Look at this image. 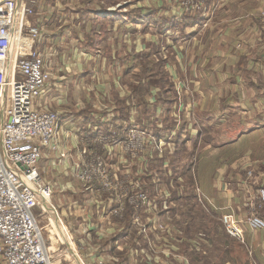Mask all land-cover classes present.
<instances>
[{
  "label": "crops",
  "instance_id": "crops-1",
  "mask_svg": "<svg viewBox=\"0 0 264 264\" xmlns=\"http://www.w3.org/2000/svg\"><path fill=\"white\" fill-rule=\"evenodd\" d=\"M126 1L128 3L126 7H129L130 4L132 9H124V5L117 6V8L114 5L109 6L107 4L105 8L101 7L99 10L94 6L92 7L91 3L88 4L89 6L86 5L82 10L72 11L69 15L68 12L71 10L66 13L65 10H62V7L56 9L59 12H63L57 13L58 15L55 16L57 20L59 19V22L68 15L73 17L72 24L76 25L77 21L83 16H81L83 13L88 18L84 17L85 23L87 20L94 19V28L98 26L97 24H100L99 26L106 25L102 29H93V35H87V37L80 36V33L76 31L72 32L75 37L72 42L78 45L80 49L85 48V51H81L83 56L75 55L68 60L64 58L61 63L78 65V67L73 68V72L70 74L58 70V73L62 72L59 77L77 81L95 75L100 80L102 74L100 71H97L96 65L121 63V57H123L124 53L126 56H131V58L134 56L139 58L146 43H149V46L154 44L152 39H142L147 36V32L154 31L158 35L162 34L163 37L171 36L172 32L181 34L182 38H180V41H184V43L180 47H187L186 50L188 49L191 54H194V61L190 55L188 56L190 63H196V72L202 71L205 76L207 75L205 79H209V74H211L214 80H222L227 83L229 81V84L233 85L228 87H209L207 85L208 80H205L203 87L198 89L199 95L205 97L215 91V94H218L215 101L223 102L222 107L218 105L217 112H221L223 115L228 110L227 114L232 116L235 114L239 117V123L234 124L231 121L228 126L231 128L249 127L250 129L239 132L236 137L223 144H218L219 142L217 143V141L214 142V139H211L212 137L210 138L211 142H208L209 137L205 136L206 144H208L206 147L202 143V141L204 142V137L201 133L198 132L196 137L192 138L195 146L199 145L196 146V151L201 149L194 166L197 172L202 201L196 195H193L196 198L195 203L198 208L204 207L210 209V212L213 213L210 220H217L221 225L222 231L218 233L216 231L207 232L206 230V232L196 231L193 233L188 232L187 227L186 232H181L179 237V264H264V229L255 230L247 225V220L253 214H258L264 218V167L261 165L263 170L258 181H256L257 183L248 182L249 175L247 172L252 167H260L258 162L264 160V149L259 147L257 151L252 152V149L249 150L251 154L247 158H244L246 155H243L242 160L244 161H241L242 155L241 157L236 155L241 144L252 140L255 132L264 136V120H261V115L253 124L250 121L243 122L244 118L250 117L251 112L254 111L260 114V112L264 111L263 107L254 102V99H257L255 98L256 96L264 98V31L261 33L259 28L260 13L264 11V0H209L207 10L212 15L208 19L191 16L188 19L185 14L181 15L170 8L161 15L163 19L159 23L163 24L164 21H170L174 24L167 26L164 31L155 29V26L151 24L156 23L157 20V17H152L155 13L152 11V4L150 5L152 0ZM167 1L169 5L171 0ZM119 3L117 2L115 5H119ZM141 8H143L142 15L140 13ZM140 15L146 20L141 21ZM205 23H208L207 27L204 26ZM53 30L55 31L54 24L52 25L53 39L52 36L51 39L56 44L57 39L64 32L56 31L54 33ZM68 33H70L69 36H72L71 32ZM69 41L68 47H76V45ZM176 41H178V38H176ZM172 46L175 48L174 44ZM180 56L181 54H177L179 61H181ZM217 60L220 64H218ZM162 61L174 78L179 77L175 72V68L169 66V61ZM199 62L201 64L204 63L203 66L200 67ZM212 62L213 66L211 70L207 69L206 67ZM82 64L86 65L83 69H81ZM89 64L94 66L93 70L89 71ZM219 65H222V67ZM215 67L216 69H214ZM222 70L225 72H222ZM202 76V74H199L200 79H202ZM61 86L59 84L57 89H53V87H49L48 89L47 86L42 92L38 103L41 107L43 104V108L49 109L51 107L61 113L58 141L61 144V150L67 153L68 157L62 158L58 152H54L55 156L53 155L52 157L50 150L44 149L39 169L41 175H44L49 166H51L50 170L53 169L57 173L66 175V180L74 175L76 171L75 167H73L74 165L70 166L68 164L70 163L69 161L74 163L73 154L78 152L74 148L77 145L76 137L80 136L79 140L81 141V138L86 135V130H89L91 134L95 129H98L99 133H107L110 126H120L123 124V121L121 116L116 114L117 109H115L114 105L113 108L105 107V109H95L91 104H86L85 107V101L84 103H80V105H68L67 102H69L70 97L68 98L67 93L65 94V90H61ZM54 91L60 93H53ZM72 100L74 101L75 99ZM203 105L204 100H200L197 110L200 106L203 109ZM207 108L212 112L216 111L214 110L215 104L213 103L211 105L208 104ZM193 119L188 121V128L210 129L213 127L214 131L218 133V130L220 131L219 127L226 124L223 119H220L219 122L215 121V124L205 125V127L204 124L208 122H205L204 119L202 121L196 118ZM185 127L182 126L181 128ZM179 136V140H184L186 137L181 133ZM185 142L186 146L188 141L186 140ZM263 143L264 141H262ZM246 159L247 165L243 163ZM190 168H186V162L183 163V167H179V171L182 170L180 174L185 173ZM64 169L66 171H63ZM167 171L166 173H169V169ZM122 173L124 174L125 172ZM67 181L60 185L62 186V194L70 191L73 187ZM52 190V196L54 197V186ZM58 191L56 190L57 193ZM181 192H184L183 189H181ZM62 194H60V202L63 201ZM87 195H89L88 192ZM182 195L184 197V194ZM166 202V209L168 207L169 210L173 209L172 205L174 204L172 201L169 202V199H167ZM104 203L107 205V201L105 200L101 203L90 202L91 205L83 210L85 207L83 208L77 201H74L73 204L68 203L65 206L64 204H59L58 207H55V210L53 208L49 210L56 219H60L61 232L68 243L74 238L73 235L70 237L68 233L72 232V234L74 233L77 236V233H79L77 227L82 225V230L85 228L87 230L85 234L88 237L86 236V238L95 237L101 231V234H104V232L111 235L114 234V240H111L112 243L123 244L126 239L132 238L130 234L134 229H132V220L135 213L130 218V225L127 224L128 208L125 211V220L118 219L114 220L115 222H109L107 221L108 219L102 216L106 212H103ZM80 213H83V215ZM81 218L82 220H80ZM225 219H235L244 225L246 230L245 243H240L226 232L224 227ZM107 222L111 226L102 228L103 224ZM119 224L122 227H118L120 226ZM101 225L103 226L101 227ZM165 225L171 227L170 224ZM210 228H213V225ZM163 232L165 233V230ZM115 233L118 234L116 235ZM166 234V243H174V233L166 231ZM138 236V239H144V236L139 235V233ZM90 250L89 256H93V252L97 249L91 248ZM99 250L103 253L107 252V248ZM118 250H121V247ZM148 251L150 250L148 249L141 256V251L131 245L128 247L127 255L132 258L137 255L142 258L147 257V259H151V254ZM76 253L75 257L78 264L92 263V260L87 255H84L85 260L83 263ZM154 258L153 261H156L157 256H154ZM0 264H4L1 256Z\"/></svg>",
  "mask_w": 264,
  "mask_h": 264
},
{
  "label": "rangeland",
  "instance_id": "rangeland-1",
  "mask_svg": "<svg viewBox=\"0 0 264 264\" xmlns=\"http://www.w3.org/2000/svg\"><path fill=\"white\" fill-rule=\"evenodd\" d=\"M133 1L136 2V0ZM117 2H120L119 5H115ZM90 3L92 7L94 6L99 10L101 7L105 8L107 4L109 6L114 5V7L124 5V9H132L130 4L129 7H126L128 5L126 0H106L104 2L103 0H36L34 7L35 13L30 17V23L33 26H42V30L40 37L37 39L34 48L32 49L37 50L47 59L48 71L50 74L47 88L49 89V87H53V89H57L58 85L61 84V90H65V94L67 93L68 98L70 97L69 102H67L68 105H80V103H84V101L85 107L86 104H91L95 109H105V107L113 108L114 105L115 109H117L116 114L120 115L122 118V127H137L142 131L146 130L150 133V137L146 134V139L143 144L144 147L142 148L144 151L139 154L138 157H125L124 159L126 161H122L121 158H107V163L109 164V167H111V170L120 169V172L117 173L120 179L128 180L129 183L133 181L140 186L141 191H147L146 193H148L151 201L157 205L156 208H150L149 210L141 207L139 211L140 216L145 223L155 225V228H153V230H155L154 234L150 236L153 249L150 248L147 238L138 239V232L135 228L130 234L132 238L126 239L123 244H115L111 242V240H114V234L111 235L106 232L101 234L102 232L99 231L100 234H97V236L86 238V236L88 237V235L85 234L87 230H85L86 228L82 230V225H80L77 227L79 231L77 236L74 233L72 234V232L68 233L70 237L73 235L75 238V240H73L74 238H71L72 240L68 243L67 239L61 232L60 219H56L55 216L52 215V212L46 207V210L39 207L37 214L39 215L40 223L44 228L47 244L51 247V250L54 251L56 264H78L75 252H77L76 254L83 263L85 260L84 255H87L89 259L92 260L91 264H179V237L181 232H186L187 227L188 232L193 233L196 231L206 232V230L207 232L216 231L218 233L222 231L221 225L217 220H210L213 215V213L210 212V209L204 207L198 208L195 203L196 198L194 196L197 193L199 182L194 165L196 164L195 161L199 156L201 149L196 151V146L199 145L195 146V142L192 141V138H195L198 132L201 133L204 137V142L202 141V143L206 147L208 144H206L205 136L209 137L207 140L208 142H211L210 140L214 139V142L217 141V143L219 142L218 144H223L236 137L239 132L250 128H231L228 126L231 121L234 124L239 123V117L235 114H233L234 116L227 114L228 110L223 115L221 112H217L218 107H222L223 102L215 101V98H217L218 95L215 94V91L209 96L204 97L199 95L200 92H198V89L203 87L205 80H208L207 85H209V87H228L233 85H230L229 81L227 83L222 80H214L211 74H209V79H205L207 78V75L205 76L202 71L196 72L195 69L197 68V65L195 62L190 63V58L188 56L190 55L191 59L194 61V54H191L188 49L186 50L187 47H180L184 41H180L182 36L176 32H172L173 34L171 36L168 35L165 37H163L162 34H156L154 31L147 32V36L142 39H152L154 44L149 46V43H146L139 58H137V56L131 58V56H126L124 53L123 57H121V63L113 65H96L97 71H100L102 74L100 80L95 75L77 81L67 80L65 77H59L62 72H59V74L58 70L70 74L73 72V68L78 67V65L61 63L62 60L64 58L68 60L75 55L83 56L81 51H85V48L80 49L78 45L72 42L73 39H75L72 32L76 31L80 33V36L87 37V35H93V29H102L106 26H99L100 24H97L98 26L94 28V19L87 20L85 23L84 17L86 16H84L83 13L81 14V16H83L77 21L76 25L72 24L73 17L68 16L69 13H72L74 10H82ZM151 4L153 7L152 11L155 12L152 17H157L156 23H151L155 26V29H160L158 23L163 19L161 15H163L166 10L168 11L171 8L173 11H177L172 5V2L168 5L167 0H152L150 5ZM58 7H62V10H65L66 13L71 10L68 12L67 17H64L65 19L60 20V22L59 19L57 20L55 17L58 15L57 13H63L56 10ZM142 10L143 8H141V15L143 13ZM53 24L55 25V31L53 30L54 33L56 31L64 32L63 35L59 37L60 39H57L56 44L52 41ZM207 26L208 23L205 27ZM67 32H71L72 36H69L70 33L67 34ZM176 38H178V41H176ZM68 41L72 42L76 47H68ZM173 44L175 48L172 46ZM177 54H181V61L177 58ZM185 57L187 58L184 60ZM162 60L169 61V66L175 68V72L179 77L174 78ZM217 62L220 64L218 60ZM199 64L201 67L204 63L201 64V62H199ZM212 66L213 62L206 68L211 70ZM219 66L222 67V65ZM81 67V69H83L86 65L82 64ZM93 68V65H88L89 71L93 70ZM214 69H216V67ZM222 72L225 71L222 70ZM199 74L203 75L202 79H200ZM180 82H182V84L184 83L181 87ZM178 90L181 92V95L178 93ZM53 93L59 94L60 92L54 91ZM255 98H257L254 99V102H256L255 104L264 108V98L258 96ZM72 99L75 100L73 101ZM200 100H204V107L201 109L202 106H200L197 110ZM211 103L215 104V112H212L207 108L208 104L211 105ZM180 104L183 106V111L179 115L178 108ZM170 105H172V110L169 111L168 107ZM49 109L57 111L51 107H49ZM263 112L258 114L253 111L250 113L251 118L247 116L243 119V122L250 121L253 124L260 115L261 120H264ZM166 115L170 117V121H167V118L165 117ZM193 118L201 121L204 119L205 122H208L205 123L204 126L215 124V121L219 122L220 119H223L226 124L225 126L223 125L222 127H219L220 131L217 129L218 133L217 131H214L213 127L210 129L196 127L188 128L187 123ZM182 126L186 127L181 128ZM157 132L161 133L160 137L156 135ZM180 133L186 136L184 140L181 138V140H179ZM85 134L88 137H92L89 130H86ZM252 137V140L245 144H241L240 149L236 153V155H239L238 157H241L242 155L241 161H244L242 160L244 157L243 155H246L244 158H247L248 155L250 156L251 153L249 150L252 149V152L257 151L259 147L264 149V143L262 144L264 136L255 132ZM79 138L80 136L76 137L77 145L74 147L77 151L82 148L83 145ZM82 138L81 140H83ZM154 138L157 140L155 144L152 143ZM168 138L170 139L168 140ZM159 139L163 141L161 144L162 151L160 150V147H158L160 146L158 145ZM186 140L188 142L185 146ZM137 144L138 142L135 143V145ZM71 148L74 149L73 147ZM50 152L52 157L53 155L55 156L54 152ZM107 153L108 156L112 155V153ZM117 153L121 156L127 152L126 150L119 148L117 149ZM137 154L138 153H136V155ZM104 155L106 157V152H104ZM73 156L74 163L69 161L70 163L68 164H70V166L74 165L73 167H75L83 158H80L78 152L74 153ZM185 162L186 168H191L186 170L185 173L180 174L182 173V170L179 171V167H183V163ZM243 163L247 165V159ZM258 163L260 164V167H252L247 171L249 175V183H257L256 181L259 179L264 167V160L259 161ZM261 165L263 167H261ZM50 168L51 166H49L45 174L42 175V178L44 182L49 183L52 189L54 186L55 193L51 203L55 207H58L59 204H64L65 206V204H73L74 201H77L80 206L83 208L85 207L83 209L85 210L91 205L90 202H94V197H98L101 200V197L98 196L97 192H94L97 196L93 194L87 195L86 182L83 181L81 170L77 171L75 167L76 171L74 172V175L65 180L66 175L57 173V171L53 169L50 170ZM168 169L170 174L166 173ZM63 171L66 170L64 169ZM122 172L125 173L123 174ZM131 172L134 174L131 175ZM136 172H138L139 175H137ZM65 181L72 184L73 187L70 191L62 194V186L60 185L64 184ZM57 187H59V191ZM181 189H183L184 192H181ZM60 194L63 196L62 202H60ZM182 194H184V197ZM167 199L174 204H171L173 206V209L171 210H169V207L168 209L165 207ZM127 208L128 206H126V210ZM80 214L83 215V213ZM102 216L106 219V215ZM162 217H164V219H162ZM82 218L80 220H82ZM125 219L126 217H124L123 220ZM114 220H118V218L112 217L107 221L115 222ZM155 223H157V225ZM165 224H170L171 227H168ZM103 225H101V227L103 226L102 228L111 226L108 222ZM160 225H162L163 228H160ZM212 225L213 228H210ZM118 227H122V225ZM163 230H165V233ZM166 231L174 233L173 241L175 244L166 243ZM118 233L115 234L117 235ZM131 245L141 251V256H143L149 249L150 251L148 252L151 254V259H147V257L142 258L137 255L134 258L128 256L127 250ZM120 247L121 250H118ZM91 248L97 249L93 252V256H89ZM104 248H107V252L105 253L99 250ZM165 253H172L170 255L173 256ZM154 256H157L156 261H153L155 259Z\"/></svg>",
  "mask_w": 264,
  "mask_h": 264
},
{
  "label": "built area",
  "instance_id": "built-area-1",
  "mask_svg": "<svg viewBox=\"0 0 264 264\" xmlns=\"http://www.w3.org/2000/svg\"><path fill=\"white\" fill-rule=\"evenodd\" d=\"M171 2L181 15L202 19L212 15L207 10L209 0ZM35 3L36 0H0V256L4 264H56L54 251L47 244L37 214L39 207L46 210L45 204L55 209L51 203L52 187L44 182L39 163L44 149L58 152L62 158L68 155L61 150L58 141L61 113L38 103L48 86L50 74L46 57L32 49L42 30V26L30 23ZM259 20L262 33L264 11ZM180 83V87L183 86L184 83ZM178 93L181 95L179 90ZM182 107L180 104L179 115ZM146 134L150 137L148 131L132 126H110L107 133L95 129L92 137L83 136L82 148L78 150L83 159L75 167L77 171L81 170L88 194L97 196L94 194L97 192L101 197V200L94 197L93 201H107V205L102 204L106 219L123 220L126 206L135 208L132 229L147 238L153 249L150 236L154 234L155 226L145 223L139 211L141 207L149 210L157 205L147 191H141L133 181L120 179L117 174L120 169L111 170L107 163V158L124 161L125 157H138L144 151ZM155 142L154 138L152 143ZM162 142L159 139L160 146L157 145L161 151ZM119 148L127 153L120 156ZM107 152L112 155L108 156ZM196 195L202 201L199 187ZM247 225L255 230L264 229V218L253 214ZM224 227L231 237L245 243L246 230L241 222L225 219Z\"/></svg>",
  "mask_w": 264,
  "mask_h": 264
},
{
  "label": "trees",
  "instance_id": "trees-1",
  "mask_svg": "<svg viewBox=\"0 0 264 264\" xmlns=\"http://www.w3.org/2000/svg\"><path fill=\"white\" fill-rule=\"evenodd\" d=\"M141 16V15H140ZM186 17L189 19L190 16L189 15H186ZM141 21H144L146 20L143 16L140 17ZM164 22H167V25L166 23ZM163 24L162 23H158V26L160 27V31H164V29L167 27V26H172L174 23L173 22H170V21H164ZM166 25V26H165ZM165 26V27H164ZM169 104H172V103H169ZM168 110H172V105H170L168 107ZM167 118V121H170V117L168 115L165 116ZM171 128V127H170ZM169 129V128H167ZM158 137H160L161 133L157 132L156 134ZM136 212L135 208L132 206V205H128V211H127V215H128V222L127 224L130 225V221H131V216ZM235 239V238H234ZM238 241V240H237ZM240 242V241H239ZM241 243V242H240Z\"/></svg>",
  "mask_w": 264,
  "mask_h": 264
},
{
  "label": "bare ground",
  "instance_id": "bare-ground-1",
  "mask_svg": "<svg viewBox=\"0 0 264 264\" xmlns=\"http://www.w3.org/2000/svg\"><path fill=\"white\" fill-rule=\"evenodd\" d=\"M45 207L49 210L50 209V207H49V205L48 204H45Z\"/></svg>",
  "mask_w": 264,
  "mask_h": 264
}]
</instances>
